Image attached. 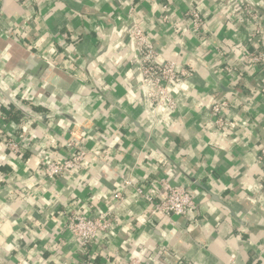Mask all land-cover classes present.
<instances>
[{"label": "crops", "instance_id": "0c3cea01", "mask_svg": "<svg viewBox=\"0 0 264 264\" xmlns=\"http://www.w3.org/2000/svg\"><path fill=\"white\" fill-rule=\"evenodd\" d=\"M220 3L2 0L0 81L32 114L19 113V125L8 117L1 125L16 136L30 120L24 155L14 158L0 144V264H117L127 257L146 264H264V163L257 157L264 148V96L257 91L264 70L242 60L264 35L248 43ZM194 5L205 21L199 31L185 16ZM132 17L159 62L179 60L194 70L168 129L142 111L125 33ZM225 66L235 69L226 73ZM51 74L58 77L53 85ZM219 100L230 105L218 129L209 108ZM5 101L0 94V111H17ZM71 137L88 152L85 167L46 182L42 160L66 157ZM179 170L251 227L236 223ZM121 176L134 185L165 178L184 186L197 204L194 218L171 223L146 216L131 189L123 202L110 203ZM76 205L117 218L112 236L86 255L63 229L67 207Z\"/></svg>", "mask_w": 264, "mask_h": 264}, {"label": "built area", "instance_id": "2783aa9c", "mask_svg": "<svg viewBox=\"0 0 264 264\" xmlns=\"http://www.w3.org/2000/svg\"><path fill=\"white\" fill-rule=\"evenodd\" d=\"M27 1L32 0H17L22 5ZM1 2L2 0H0ZM220 2L219 8L226 14L232 28L236 31L245 30L248 43L264 35V17L259 9L248 4L245 0H221ZM163 9L166 10V7ZM200 12V6L194 5L185 14L191 19L195 31L201 30L205 24ZM132 13L133 10L130 9L128 15L132 16ZM1 14L0 12V16ZM125 33L130 41L131 52L138 67L137 85L147 98L149 121L151 124H162L168 129L170 118L176 113L180 103L181 87L186 80L194 75V70L179 60L159 62L157 51L150 37L145 34L134 19ZM136 52L139 53V58L136 57ZM242 60L263 71L264 43L255 47L253 51L245 49ZM234 69L235 67H224L226 73H231V70ZM257 91L264 96V79ZM5 102L9 103L7 100ZM229 105L227 101L219 100L210 106L209 112L216 128L226 126L227 119L223 113ZM25 119L24 125L19 127L21 134L16 137L9 133L5 126H1L7 122V116L0 111V144L14 158L21 157L28 150L23 134L27 132L26 125L29 126L30 120L27 117ZM66 147L71 150L66 157L57 160L45 158L42 160V177L46 182L54 183L73 171L85 167L88 152L79 150L72 137L66 142ZM257 157L264 163V148L259 151ZM120 180L121 186L112 192L110 203L123 202L125 195L131 189V196L143 204L146 216L173 223L178 219L192 221L196 214L195 198L184 186L173 185L165 178H158L155 181H147L138 185H134L125 176H121ZM97 214L87 210L83 212L78 205L67 207L63 229L76 242V250L80 255L89 254L95 245L101 244L106 237H111L114 233L116 216L109 210ZM115 261L117 264H146L135 257H127L123 262H120L119 259Z\"/></svg>", "mask_w": 264, "mask_h": 264}, {"label": "water", "instance_id": "95a60500", "mask_svg": "<svg viewBox=\"0 0 264 264\" xmlns=\"http://www.w3.org/2000/svg\"><path fill=\"white\" fill-rule=\"evenodd\" d=\"M259 6H260V8L262 10V11H260L261 14L264 15V0H260L259 1ZM136 57L139 58V53L138 52H136ZM32 64H34V63H32ZM212 78L215 80L217 86L220 88L221 91H226V89H224L218 83V81H216L215 77H212ZM57 80H58V77L56 75H54V74H51L48 77L47 83L53 85ZM137 84H138V81H137ZM137 91H138V95H139V98H140V101H141L142 111L144 112V114L146 116H148L150 118L149 111H148V108H147V98H146V95L142 91V89L138 87V85H137ZM0 93L10 103V105H12L20 114L26 115V116H31L32 113H31L30 109L22 101L18 100L12 94L8 93L6 91V89L3 87V84H2L1 81H0ZM144 136L149 140L148 135L144 134ZM179 171H181V170H179ZM181 175L183 177L187 178L193 185H195L198 188H200L210 200H212L214 202H217V203H220L222 205L223 209H225L229 213L230 217L236 223H238L239 225L244 226V227L245 226L246 227H251V225L245 224L244 221L241 220L236 215V213L224 201H222L221 199H219L216 195L212 194L211 192L207 191L194 177H191V176L186 175L183 171H181ZM259 229H261V230L264 231V228L263 227H259Z\"/></svg>", "mask_w": 264, "mask_h": 264}, {"label": "trees", "instance_id": "16d2710c", "mask_svg": "<svg viewBox=\"0 0 264 264\" xmlns=\"http://www.w3.org/2000/svg\"><path fill=\"white\" fill-rule=\"evenodd\" d=\"M1 112L4 113L5 115H7V117L13 121V124H15V125L21 124V121L19 119V117H20L19 112H17V111L13 112L11 107H10V109H5L2 107Z\"/></svg>", "mask_w": 264, "mask_h": 264}, {"label": "rangeland", "instance_id": "374dc122", "mask_svg": "<svg viewBox=\"0 0 264 264\" xmlns=\"http://www.w3.org/2000/svg\"><path fill=\"white\" fill-rule=\"evenodd\" d=\"M213 1H221V0H213ZM248 4H250V5H252V6H254V7H257V5H256V3H255V1L254 0H245ZM202 12V11H201ZM200 12V13H201Z\"/></svg>", "mask_w": 264, "mask_h": 264}]
</instances>
